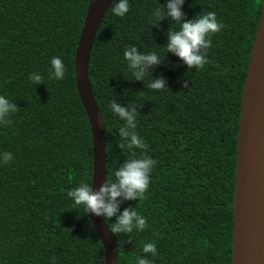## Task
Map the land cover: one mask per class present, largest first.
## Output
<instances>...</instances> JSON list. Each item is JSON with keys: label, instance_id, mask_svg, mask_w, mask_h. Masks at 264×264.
<instances>
[{"label": "trees", "instance_id": "1", "mask_svg": "<svg viewBox=\"0 0 264 264\" xmlns=\"http://www.w3.org/2000/svg\"><path fill=\"white\" fill-rule=\"evenodd\" d=\"M90 1L0 0V95L17 106L0 125V152L13 157L0 165V264H105L88 213L67 197L82 181L92 183L91 130L74 74ZM261 1L184 0L183 19L214 11L223 25L211 34L200 69L166 52L177 23L165 18L153 26L151 10L166 0H129L125 17L110 6L103 18L88 80L104 125L106 182L134 154L156 161L144 198L119 202L118 212L135 207L147 226L112 234L118 264H135L137 256L151 264H231L236 136ZM129 45L162 56L142 81L123 58ZM52 57L65 64L62 80L50 76ZM33 73L41 84L30 80ZM155 78L163 89L148 88ZM111 102L135 111L143 150L121 146L124 122ZM114 221L104 220L109 228ZM148 242L155 256L142 252Z\"/></svg>", "mask_w": 264, "mask_h": 264}, {"label": "water", "instance_id": "2", "mask_svg": "<svg viewBox=\"0 0 264 264\" xmlns=\"http://www.w3.org/2000/svg\"><path fill=\"white\" fill-rule=\"evenodd\" d=\"M111 0H91L78 40L74 74L76 90L92 138V183L97 191L106 182L105 134L102 116L88 80V63L97 30ZM264 133V0L243 83L236 136L232 209L231 264H264V181L260 169ZM104 249V263L118 264L113 235L102 217L88 213Z\"/></svg>", "mask_w": 264, "mask_h": 264}, {"label": "clouds", "instance_id": "3", "mask_svg": "<svg viewBox=\"0 0 264 264\" xmlns=\"http://www.w3.org/2000/svg\"><path fill=\"white\" fill-rule=\"evenodd\" d=\"M184 0H166L163 6H158L151 10V16L156 22L165 18L179 25L178 29L168 30L167 40L164 47L166 52L175 55L189 69H200L207 63L206 49L211 44V34L219 32L223 25L218 22L216 13L208 11L202 15H195L192 19H183L182 6ZM166 9V10H165ZM111 14L116 17H125L129 12V0H111ZM123 58L127 68L131 70V76L138 81L145 78L146 72L152 66L157 65L162 56L155 51H138L135 45H129L123 50ZM65 64L60 57L50 59V76L56 80L65 77ZM41 75L33 73L30 80L41 84ZM148 88L158 91L165 87L162 78L151 79ZM187 87V84L184 85ZM110 111L119 120L124 122L119 129V136L127 141L129 149L135 148L143 150L146 145L136 132V113L120 104L111 102ZM17 111L15 103L11 102L5 95H0V125L8 124L11 114ZM13 159L8 151L0 152V165H7ZM156 161L141 152L126 159L118 169L114 171V179L105 182L97 191L91 190V183L82 181L78 186L67 192V197L73 206H82L83 210L94 216L102 217L111 221L115 216V221L110 223L109 232L113 235L128 234L135 231H143L147 224L145 218L132 209L125 208L118 212L120 200H142L148 190L150 174ZM70 210H75L73 207ZM118 213V214H117ZM144 254L155 256L157 254L155 242L144 243L142 247ZM135 264H151L150 260L144 256H137Z\"/></svg>", "mask_w": 264, "mask_h": 264}, {"label": "bare ground", "instance_id": "4", "mask_svg": "<svg viewBox=\"0 0 264 264\" xmlns=\"http://www.w3.org/2000/svg\"><path fill=\"white\" fill-rule=\"evenodd\" d=\"M260 142H261L260 169H261L262 179L264 181V133Z\"/></svg>", "mask_w": 264, "mask_h": 264}]
</instances>
